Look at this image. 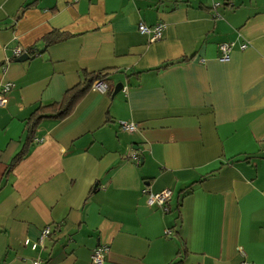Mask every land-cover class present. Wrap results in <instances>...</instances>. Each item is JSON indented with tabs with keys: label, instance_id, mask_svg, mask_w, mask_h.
Instances as JSON below:
<instances>
[{
	"label": "crops",
	"instance_id": "0c3cea01",
	"mask_svg": "<svg viewBox=\"0 0 264 264\" xmlns=\"http://www.w3.org/2000/svg\"><path fill=\"white\" fill-rule=\"evenodd\" d=\"M103 70V93L26 145L37 106ZM5 83L0 264H92L98 245L104 264H264V0H0ZM163 189L167 211L148 206Z\"/></svg>",
	"mask_w": 264,
	"mask_h": 264
},
{
	"label": "trees",
	"instance_id": "16d2710c",
	"mask_svg": "<svg viewBox=\"0 0 264 264\" xmlns=\"http://www.w3.org/2000/svg\"><path fill=\"white\" fill-rule=\"evenodd\" d=\"M65 35L60 33L59 31H53L48 35L43 37V41L45 43V47L51 46L58 42H62L65 39ZM27 54L33 56L34 48H30L26 51ZM108 71H98V72H86L83 71L81 73L80 82L75 86L67 89L63 94L62 98L58 102H54L48 106H37L33 113L30 115L28 120L26 121V130H27V144L30 145L32 139L34 138L35 131L39 125V123L46 118H55V119H65L68 117L74 110L75 106L78 104L81 99L85 96V94L91 89L92 84L96 81L104 82ZM27 154V149H22L12 160L9 165V168H13L16 166L18 162H20L25 155ZM183 259L175 262L173 264H182Z\"/></svg>",
	"mask_w": 264,
	"mask_h": 264
},
{
	"label": "built area",
	"instance_id": "2783aa9c",
	"mask_svg": "<svg viewBox=\"0 0 264 264\" xmlns=\"http://www.w3.org/2000/svg\"><path fill=\"white\" fill-rule=\"evenodd\" d=\"M163 25L162 24H156L154 26H147L143 23H140L137 27V30L140 34L147 36V41L149 43L155 42L161 38V32H162ZM218 49L220 51V60L221 61H227L228 60V52H229V45L228 44H220L218 46ZM24 52L21 51L19 48H16L13 50L12 55L13 57H19ZM12 84L11 83H5L0 88V107H3L6 103L5 96L6 94L11 90ZM91 89L93 91H97L100 93H103L106 90V86L104 82L102 81H96L92 84ZM119 126L123 131L132 132L136 129V125L133 123H126V122H119ZM132 158L137 159V157L133 154ZM171 197V190L169 189H163L157 193H149L146 198V204L148 206H159L160 208H163L165 211H167L166 203L169 201ZM49 234V229L45 228L41 232L38 240L34 243H32L31 247L32 249L36 248L37 246L42 245L43 239ZM167 234H170L168 231ZM24 244H28V240L24 241ZM108 248L102 245H98L95 247L90 254V261L92 264H104V256L107 253Z\"/></svg>",
	"mask_w": 264,
	"mask_h": 264
},
{
	"label": "water",
	"instance_id": "95a60500",
	"mask_svg": "<svg viewBox=\"0 0 264 264\" xmlns=\"http://www.w3.org/2000/svg\"><path fill=\"white\" fill-rule=\"evenodd\" d=\"M29 56L26 53L21 54L19 57H17L14 61L15 62H24L27 60ZM122 84H117L112 92V96H114L119 90H121Z\"/></svg>",
	"mask_w": 264,
	"mask_h": 264
}]
</instances>
